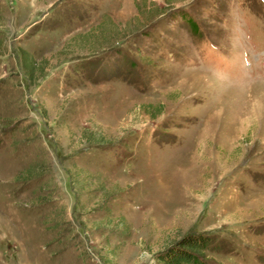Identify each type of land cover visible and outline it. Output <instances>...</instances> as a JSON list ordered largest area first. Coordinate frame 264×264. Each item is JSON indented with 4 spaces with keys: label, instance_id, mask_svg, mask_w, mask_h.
Here are the masks:
<instances>
[{
    "label": "rangeland",
    "instance_id": "374dc122",
    "mask_svg": "<svg viewBox=\"0 0 264 264\" xmlns=\"http://www.w3.org/2000/svg\"><path fill=\"white\" fill-rule=\"evenodd\" d=\"M264 264V0H0V264Z\"/></svg>",
    "mask_w": 264,
    "mask_h": 264
},
{
    "label": "trees",
    "instance_id": "16d2710c",
    "mask_svg": "<svg viewBox=\"0 0 264 264\" xmlns=\"http://www.w3.org/2000/svg\"><path fill=\"white\" fill-rule=\"evenodd\" d=\"M211 238L203 233H187L177 239L156 258L161 264H206L205 250H211Z\"/></svg>",
    "mask_w": 264,
    "mask_h": 264
}]
</instances>
